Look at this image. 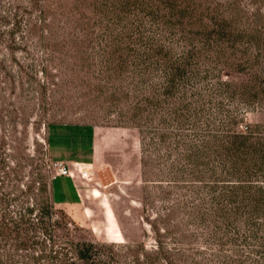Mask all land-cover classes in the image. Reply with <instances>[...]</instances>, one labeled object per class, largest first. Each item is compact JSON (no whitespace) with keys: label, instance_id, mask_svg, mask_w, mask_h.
Wrapping results in <instances>:
<instances>
[{"label":"rangeland","instance_id":"374dc122","mask_svg":"<svg viewBox=\"0 0 264 264\" xmlns=\"http://www.w3.org/2000/svg\"><path fill=\"white\" fill-rule=\"evenodd\" d=\"M71 263L264 264V0H0V264Z\"/></svg>","mask_w":264,"mask_h":264},{"label":"built area","instance_id":"2783aa9c","mask_svg":"<svg viewBox=\"0 0 264 264\" xmlns=\"http://www.w3.org/2000/svg\"><path fill=\"white\" fill-rule=\"evenodd\" d=\"M53 169L55 170V173L58 176L61 177H67L70 174V171L68 170L67 166H65L63 163L61 162H56L52 164Z\"/></svg>","mask_w":264,"mask_h":264},{"label":"trees","instance_id":"16d2710c","mask_svg":"<svg viewBox=\"0 0 264 264\" xmlns=\"http://www.w3.org/2000/svg\"><path fill=\"white\" fill-rule=\"evenodd\" d=\"M72 190V188L70 187V191ZM89 247H91L90 245H89ZM77 248V247H76ZM92 248V247H91ZM89 251V249H88V247H86L85 246V244H81V250L77 253V256H78V259L80 260V261H82L85 257H87L88 256V252ZM72 264V263H71Z\"/></svg>","mask_w":264,"mask_h":264},{"label":"crops","instance_id":"0c3cea01","mask_svg":"<svg viewBox=\"0 0 264 264\" xmlns=\"http://www.w3.org/2000/svg\"><path fill=\"white\" fill-rule=\"evenodd\" d=\"M65 179V178H64ZM66 182H70L69 180H66ZM71 184V183H70ZM73 187H75V184L72 183ZM72 187V190H71V196H72V202L70 203H66L65 205H74L75 204V200L78 199L80 201V197H79V194H78V190L76 189L74 191V188Z\"/></svg>","mask_w":264,"mask_h":264}]
</instances>
